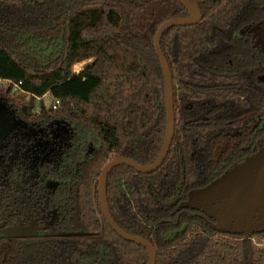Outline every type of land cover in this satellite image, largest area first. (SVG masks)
<instances>
[{"label":"trees","instance_id":"1","mask_svg":"<svg viewBox=\"0 0 264 264\" xmlns=\"http://www.w3.org/2000/svg\"><path fill=\"white\" fill-rule=\"evenodd\" d=\"M198 7L200 23L172 28L161 39L175 95L169 157L149 175L112 170L110 210L125 232L153 243L156 264H264L258 246L264 233L253 239L218 233L201 213L178 210L188 191L252 154L264 133V54L246 31L263 17L264 0H203ZM177 17H188L178 0H0V80L22 83L23 111L46 112L38 100L50 95L64 115L99 134L111 158L149 165L167 127L155 35ZM84 227L90 234L57 243L0 241V264L148 263L144 247L107 223Z\"/></svg>","mask_w":264,"mask_h":264},{"label":"flooded vegetation","instance_id":"2","mask_svg":"<svg viewBox=\"0 0 264 264\" xmlns=\"http://www.w3.org/2000/svg\"><path fill=\"white\" fill-rule=\"evenodd\" d=\"M212 1L217 3L221 0ZM246 31L247 35L250 33L254 48L264 54V12L263 17L250 25ZM22 49L25 50L26 47ZM3 82L4 80H0V100L9 109V114L8 124L5 126L7 132L0 131V241L57 243L67 238L90 234L85 231V223L108 224L100 202V182L106 165L120 157L111 158L99 134L92 127L64 115L62 105L57 109L47 107L46 112H42L38 107L23 111L17 97L18 93L13 90L9 93L7 87L2 86ZM260 119L264 124V114ZM263 138L264 133L252 154L258 150L259 142ZM104 159H108L107 163L97 177L96 167H99ZM239 162H235L225 171ZM107 186L108 178L106 196L110 210ZM203 187L188 191L178 210H182L187 217L188 212L201 213L205 223L215 230L213 227L215 222L203 212L182 208L189 192ZM110 214L117 224L111 210ZM161 223L187 222L166 220Z\"/></svg>","mask_w":264,"mask_h":264},{"label":"water","instance_id":"3","mask_svg":"<svg viewBox=\"0 0 264 264\" xmlns=\"http://www.w3.org/2000/svg\"><path fill=\"white\" fill-rule=\"evenodd\" d=\"M148 3L152 0H140ZM186 9L187 18H173L161 25L155 35V51L160 60L165 84V108L167 115L166 136L162 150L149 166H141L130 159L117 158L109 162L102 172L100 182V202L102 212L108 224L124 240L147 249L148 263H157V250L146 239L128 234L113 220L106 196V183L109 173L118 166H129L139 173L151 174L161 168L168 157L175 136V104L173 75L161 48V39L175 27L194 26L201 22L202 15L198 4L188 0H178ZM87 68V65L84 67ZM9 109L0 100V131L7 132ZM182 208L198 210L212 219L214 229L222 234L243 236L253 239L264 233V138L259 142L258 150L225 171L207 186L189 192ZM7 237L9 235H6Z\"/></svg>","mask_w":264,"mask_h":264},{"label":"rangeland","instance_id":"4","mask_svg":"<svg viewBox=\"0 0 264 264\" xmlns=\"http://www.w3.org/2000/svg\"><path fill=\"white\" fill-rule=\"evenodd\" d=\"M92 61H93V60H91V61H87V62L82 63V64H79V65H77V66L75 67V69H76L77 71H79V70L83 67V65H86V64H88V63H91ZM40 101L45 105L46 108H47V107H51V106L53 105V98H52L50 95H46L45 97L39 99V100H38V105L40 104V103H39ZM258 246H259V247H264V243L258 244Z\"/></svg>","mask_w":264,"mask_h":264},{"label":"built area","instance_id":"5","mask_svg":"<svg viewBox=\"0 0 264 264\" xmlns=\"http://www.w3.org/2000/svg\"><path fill=\"white\" fill-rule=\"evenodd\" d=\"M2 84H3L2 86H4V87H8L9 85H13L12 86L13 92L19 93L21 91V85H22L21 82L18 84H15L11 81L4 80V82ZM60 105H61V102L59 100H53V105H52L53 109H57Z\"/></svg>","mask_w":264,"mask_h":264}]
</instances>
